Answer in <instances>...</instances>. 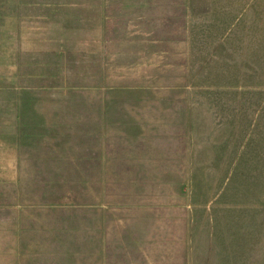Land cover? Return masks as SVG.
Returning a JSON list of instances; mask_svg holds the SVG:
<instances>
[{
    "label": "rangeland",
    "instance_id": "374dc122",
    "mask_svg": "<svg viewBox=\"0 0 264 264\" xmlns=\"http://www.w3.org/2000/svg\"><path fill=\"white\" fill-rule=\"evenodd\" d=\"M142 1L76 0V55L11 57L37 110L68 133L32 141L37 154L90 155L40 184V195L22 184L24 202L75 208L57 219L78 224L99 217L84 208L114 204L103 223L124 230L109 233L126 251L116 264L137 263L127 253L136 247L147 264L155 240L174 247L168 264H264V0ZM104 17L119 28L108 36L149 34L160 46L83 54L85 33ZM104 149L107 175L94 158Z\"/></svg>",
    "mask_w": 264,
    "mask_h": 264
},
{
    "label": "crops",
    "instance_id": "0c3cea01",
    "mask_svg": "<svg viewBox=\"0 0 264 264\" xmlns=\"http://www.w3.org/2000/svg\"><path fill=\"white\" fill-rule=\"evenodd\" d=\"M99 1L103 2L100 4L102 7H109L118 0ZM142 2L140 6L149 5L147 2L150 1ZM75 7L76 0H0V67H3L0 69V195H11L7 204L3 201V206H0V257L3 264H24L29 259L39 263L41 258L45 264H57L59 260L64 264H116L126 254L118 235L109 234L124 230H118L119 225L103 223L104 211L107 212L114 204L105 208L99 205L98 209L84 208V215L99 217H95L93 222L78 224L57 219L62 214L75 213L69 212L77 211L75 208L38 203L27 205L24 202L23 195L27 189H23L22 184L35 182L40 195V184L52 182L54 176L59 177V169L80 167L81 164H75V160L90 157L87 151L77 154L64 150L62 154H54L47 147L42 148V154H37L41 148L37 149L32 141L48 134L68 133L59 131L55 123L49 122L55 118L37 110L36 99L27 95L28 87L18 80L19 68L13 71L11 67L12 56L76 55ZM103 21L95 35L85 33L79 45L87 50L83 54L147 55L152 53L149 50L160 46L157 38L149 34L108 36L109 31L118 32L119 28L108 26L117 24L116 21L109 22L106 17ZM173 39L176 42L170 46L176 49L180 39ZM164 40L168 43L167 39ZM65 157L67 159L63 162ZM94 158H99L100 168L106 169L101 171L107 175L108 150L104 149L103 154ZM25 168L32 171L30 181L22 170ZM65 175L71 174L61 171V177ZM15 185L19 187L15 188ZM44 217L54 218L45 222ZM169 243L166 240L149 242L147 264H168L166 259L175 253L168 250L174 248ZM127 253L136 255L135 264H139V247L131 248ZM182 257L179 255L180 259ZM184 258L187 259L186 255Z\"/></svg>",
    "mask_w": 264,
    "mask_h": 264
}]
</instances>
